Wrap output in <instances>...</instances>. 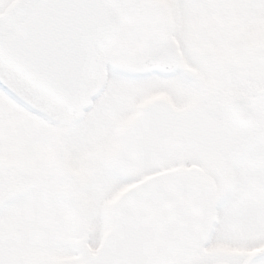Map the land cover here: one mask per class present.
Here are the masks:
<instances>
[{
	"label": "snow or ice",
	"instance_id": "1",
	"mask_svg": "<svg viewBox=\"0 0 264 264\" xmlns=\"http://www.w3.org/2000/svg\"><path fill=\"white\" fill-rule=\"evenodd\" d=\"M0 264H264V0H0Z\"/></svg>",
	"mask_w": 264,
	"mask_h": 264
}]
</instances>
